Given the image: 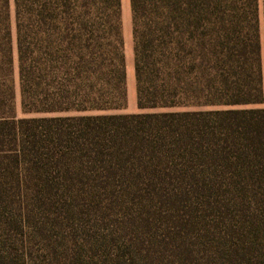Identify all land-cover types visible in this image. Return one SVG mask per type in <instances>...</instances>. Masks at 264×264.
<instances>
[{
	"label": "trees",
	"instance_id": "1",
	"mask_svg": "<svg viewBox=\"0 0 264 264\" xmlns=\"http://www.w3.org/2000/svg\"><path fill=\"white\" fill-rule=\"evenodd\" d=\"M128 1L140 114L110 113L125 103L120 0H12L21 109L42 116L0 118V264L32 262L7 242L24 225L2 203L14 190L50 206L105 196L109 211L128 199L129 238L69 264H264L258 0ZM9 10L0 0L10 70Z\"/></svg>",
	"mask_w": 264,
	"mask_h": 264
},
{
	"label": "rangeland",
	"instance_id": "2",
	"mask_svg": "<svg viewBox=\"0 0 264 264\" xmlns=\"http://www.w3.org/2000/svg\"><path fill=\"white\" fill-rule=\"evenodd\" d=\"M9 4L10 56L12 63L10 70L4 64H0V118L30 119L40 117L42 115L24 114L21 109L12 0H9ZM120 8L125 66V103L123 109L110 113H146L147 111H140L136 107L129 1L120 0ZM258 16L263 89V104L261 107L264 108V30L261 0H258ZM8 149L7 145L1 148V150L10 153V151H7ZM7 157L8 153L0 155V167L3 168L10 163ZM9 173L11 179L16 178V172ZM50 198L55 199L57 203L50 206L51 203H48L45 198L35 197L26 191L18 193L14 190L10 191L8 197L2 201L8 213L15 215L17 218L20 217L22 224H24L22 229H19L17 226L14 228L16 230L11 232L13 237L7 242H12L13 240L18 249H20L19 243L23 242L22 245L24 247L22 251L26 255L28 253L29 260H32L30 264H47L46 262L50 264H69L76 252L85 255L90 250H93L90 248L91 245L103 244V242L107 244L105 241L109 240L111 235L114 238H126V236L129 238V235H131L129 234L131 228L130 222L126 224V222L121 220L125 204L128 201L127 198L113 199L110 206L113 209L110 211L107 210L108 207H105L108 202V198L105 196H101L98 199H89L88 197H82V199H69L68 197ZM95 201L99 215L98 218L93 215H82L80 211L87 209V205ZM67 202L72 203V206L66 205ZM76 203L79 204L78 207H76ZM1 208L2 205L0 204ZM28 218L33 219L34 222L36 221L35 233H31L32 229L25 224ZM45 245H56V248H50L49 252H47ZM52 252L55 253V257H53L54 254ZM64 252L67 254V259L60 263L62 258L59 257H63Z\"/></svg>",
	"mask_w": 264,
	"mask_h": 264
}]
</instances>
